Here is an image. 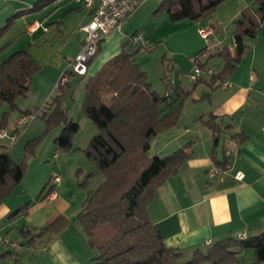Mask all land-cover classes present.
I'll use <instances>...</instances> for the list:
<instances>
[{
  "label": "trees",
  "instance_id": "obj_1",
  "mask_svg": "<svg viewBox=\"0 0 264 264\" xmlns=\"http://www.w3.org/2000/svg\"><path fill=\"white\" fill-rule=\"evenodd\" d=\"M53 1L36 0L32 7L9 17L0 28V105L6 102L11 109L17 108L16 99L27 95L34 73L41 69V63L33 56L30 47L20 48L8 58H3L2 54L10 45V42H2L3 37L17 18L38 11ZM224 1L162 0L158 9L165 11L172 21L188 18L200 21L201 18L213 16ZM253 1L257 5L256 11L243 8L240 17L234 20V51L230 52L225 46L213 54L222 57L225 63L207 81L211 88H214L216 81L227 80L235 71L248 46L245 38L257 36L264 19V0ZM204 51L201 50L193 58L202 67L207 65V61L199 62L200 54ZM202 79H196L191 89H185L178 83L174 87L176 98L171 99L170 94H160L152 89L147 72L136 61V51L125 54L122 51L112 56L88 80L83 110L95 123L98 132L82 149L105 177L88 192L78 219L89 245L97 251L93 256L94 264H233L240 262L241 252L249 247L254 250L253 262L249 264H264V229L257 235L245 238L238 235L211 241L204 247L195 248L191 257L185 259L183 250L166 244L163 233L149 215L148 207L159 187L171 175L178 173L191 155L186 150L188 144L168 155H148L151 141L160 132L177 124L183 111L182 105ZM68 87L67 82L59 83L58 94L46 103V110L41 111L47 126L45 132L62 127L55 142L58 149L63 150L73 147V138L80 130V123L69 115L63 105ZM175 100H180L179 104H175ZM163 104L166 107L163 108ZM8 113L1 115L0 131L7 125ZM201 119L213 132V152L216 154L224 128L214 114ZM41 137L42 134L28 140L25 145L26 158L34 153ZM233 137L237 143H241L248 136L237 132ZM4 148L0 138V204L21 184L27 169L26 162H17ZM86 182L83 181L81 185ZM54 188L55 185L50 186V192ZM48 194L40 198L45 199ZM29 207V202L19 206L9 214V218L27 215ZM68 225L67 216L60 214L39 229L23 227L20 230L27 242L34 243L37 239L46 242L54 239ZM8 255H12L15 262L18 260L16 249L2 251L0 247V259Z\"/></svg>",
  "mask_w": 264,
  "mask_h": 264
},
{
  "label": "crops",
  "instance_id": "obj_2",
  "mask_svg": "<svg viewBox=\"0 0 264 264\" xmlns=\"http://www.w3.org/2000/svg\"><path fill=\"white\" fill-rule=\"evenodd\" d=\"M156 1L158 3L162 2V0ZM66 3L68 2L57 4L53 1L49 4L58 7L59 4ZM49 4L38 11L29 12L19 18L39 15ZM243 8L239 7L232 12L228 22L235 20ZM35 12L39 13L36 14ZM69 13V15H74L76 19V31L74 32H77V41L73 57L66 64L65 62L60 63L61 68H66L60 78V83H68L69 87L66 89V95L74 89V78H84L86 75L91 74L89 80L112 58L111 56L105 57L107 59H102L94 68L93 66L101 50H107L109 52L107 54H110L113 50L112 56L122 51V43L127 41L124 36L126 32L124 27L126 28V25L137 14L135 12L133 16L129 17L121 29L112 30L105 36L98 47L97 53L89 63L88 72L85 75H78L69 70V65L82 48L85 33L81 28L84 23L91 21L93 8H84L76 3ZM50 17L47 20L37 17L28 23L27 27L30 34L40 29L46 33L49 30L48 20ZM215 21H217V24L227 22L214 16L209 22L210 25L206 22L200 27H208L212 33V29L216 28ZM37 24L41 25L36 28ZM245 41L248 46L243 51L242 59L227 79L232 81L233 84L223 87L221 84L215 83L214 88H211L207 81L212 75L208 73L207 77L202 75L201 78L203 79L196 88L201 84L209 86V91L204 92L202 95L204 97L203 101L206 102L205 111L192 115L185 114V101L177 124L160 132L151 141L149 150L154 156L156 154L168 155L186 144H188L186 150L191 154L179 172L171 175L159 187L148 207L149 215L163 233L166 244L183 250L185 259L191 257L195 248L206 246L209 240L216 241L229 236H238L241 233L252 236L257 235L264 229V19L258 28L257 36L254 38L246 37ZM221 42L219 41V44ZM31 44L33 46L34 43ZM217 44L215 43V46ZM29 46L33 56L39 58L34 52V47ZM225 46L230 49V52H233L235 40L232 45L229 43ZM214 53L210 56H213ZM218 57L222 59L219 63L220 71L225 62L222 57ZM205 61H207L206 66L211 67L209 60ZM213 70L217 72L214 68ZM65 72L67 73L65 74ZM45 96L47 95L45 94ZM65 97L63 105L66 107L64 104ZM194 99L197 101V98L194 97ZM47 100L49 101V99ZM21 114H24V112ZM212 114L217 116L224 128L216 154L213 152V132L201 119V117L207 119ZM237 132H243L248 137L243 142L237 143V140L233 137ZM6 146L4 149L7 150ZM7 151L12 155L9 150ZM214 166L226 168V172L211 177L208 172ZM238 170L243 171V179L235 177ZM103 180L104 177L95 187ZM61 182L62 177L59 183H52L55 188L48 195L51 202L58 203V208L53 209V211L48 209L40 216L34 214V207H29L27 215L19 214L12 219L9 218V214L25 201L22 194H13L14 190L0 204V235L7 238L8 231L17 226L18 220L24 222V227L36 230L54 220L60 214L69 216L68 206L72 202L64 206L63 200L60 199V192L56 191ZM95 187H88L84 195L85 199L88 192ZM82 205L81 207L77 205V208H80L79 212ZM2 244L4 246L1 249L2 251L13 249L11 245H6L3 242ZM95 252L96 250L88 243V237L83 227L70 223L54 239L52 238L46 241L45 244L40 245L39 249L32 253V256H29L28 253L22 258L18 256V260L15 262L14 257L8 255L6 257L10 259L9 262L6 257H2L0 264H94L93 256L96 255ZM243 253H246V256L248 255V258H251L250 260L253 262L254 251L245 249L240 256ZM244 262V264H249L248 261Z\"/></svg>",
  "mask_w": 264,
  "mask_h": 264
},
{
  "label": "rangeland",
  "instance_id": "obj_3",
  "mask_svg": "<svg viewBox=\"0 0 264 264\" xmlns=\"http://www.w3.org/2000/svg\"><path fill=\"white\" fill-rule=\"evenodd\" d=\"M35 1L0 0V28L6 24L9 17L20 10L32 7V3ZM141 4L136 11V16L131 19L126 28L124 27V31H126L124 36L128 42H125L122 51H124V54L136 51V61L141 69L147 72L152 89L160 94H170L171 99L176 98L174 87L178 83L186 89L193 87L194 82L190 80V75L195 65L193 58L201 50L205 49L200 54L199 62L208 59L211 68L213 67L219 71V63L222 59L218 56L210 55L229 43L233 44V33L236 29V23L234 20L230 23L228 22L232 12L239 7H248L253 11L257 9V5L253 0H226L221 3V6L219 5V9L215 11L213 16L204 18L200 22L189 18L172 21L165 11L158 9L160 2L145 0ZM75 5V2L59 4L58 7L49 4L42 12L40 11L39 15L17 18L14 21L15 25L3 37V43L10 42L9 47L2 54L3 58H8L11 53L20 50V48L30 47L29 45L32 46L31 43H34L32 47H34V52L39 57L37 60L41 63V69L34 73L27 95L16 99L17 108L11 109L10 104L6 102L0 105V120L1 115L9 111L7 125L4 129L11 135L15 133L13 125L22 112L40 110V115L20 130L16 138L17 141L14 144L10 137L1 139V142L7 145V150L10 151L12 157L17 162H26L27 165L25 178H23L15 191L13 190V194H22L25 199L23 204L29 202L30 207H34V214L36 215L40 216L48 209L53 211V209L58 208V203L51 202L48 196L45 199L40 197L50 192V186L54 183L53 177L58 174L62 177V182L58 185L56 191L60 192V199L63 200L64 206L72 202L68 206L69 216H65L69 219V224L83 227L78 219V210L80 208L77 207H81L88 187H95L105 177L97 165L92 160H89L82 149V147L85 148L88 145L92 135L98 132L95 123L85 115L83 110L86 84L91 74L86 75L84 78L80 77L81 79L79 77L74 78L73 91L67 95L65 93L66 97L64 96L67 100H65L64 104L68 109L69 115L80 123V130L73 138V147L71 149H58L55 138L60 135L62 127L58 126L45 132L47 126L41 115V111L46 107L47 99L52 101L54 96L58 94L59 88H57V85L60 83L64 69H66L61 68L60 63L65 62L66 64L74 55L77 41V32H74L76 31V19L74 15H69V12L72 6ZM49 16H51L48 20L49 30L46 33L40 29L30 34L27 27L28 23L37 17L47 20ZM214 16L221 21L227 22L217 24V21H215L214 25H216V28L212 29L213 31L208 38H204L200 33V28H202L200 26L206 22L210 25L209 22ZM136 31L142 32L143 43L145 44L134 42L129 38ZM219 41L222 42L219 44ZM215 43H218L217 46H215ZM112 51L107 54L109 53L107 50H101L93 67L95 68L98 62L105 57H112ZM207 75V73H203V76L207 77ZM207 91H209V86L201 84L191 93V96L185 102V114L189 113V115H192L205 111L206 102L203 101L204 97L202 95L204 92L207 93ZM194 97L197 98V101ZM200 97L201 99H199ZM179 102L180 100H175V104H179ZM162 107H166V104H163ZM41 134L43 137L37 142L34 153L26 158V143L31 138ZM78 147L81 149H78ZM148 155L152 156L150 150ZM89 173L93 174L88 177ZM85 180H87L86 184L81 185ZM38 203L40 204L36 205ZM23 223V221L18 220L17 226L11 228L7 236L9 240L20 243L16 250L18 251L16 252L17 256L20 258L25 257L27 253L32 256V253H35V250L39 249L40 245L45 244L42 239H37L34 243L27 242L20 230L25 225ZM3 248L4 246L1 244V249ZM247 250L254 251L250 247ZM248 257L246 253H243L240 256V262L233 264H244V261L251 263L252 260ZM6 260L9 262L10 259L6 257Z\"/></svg>",
  "mask_w": 264,
  "mask_h": 264
},
{
  "label": "built area",
  "instance_id": "obj_4",
  "mask_svg": "<svg viewBox=\"0 0 264 264\" xmlns=\"http://www.w3.org/2000/svg\"><path fill=\"white\" fill-rule=\"evenodd\" d=\"M57 4L60 2H75L84 8H93V16L91 21L84 23L82 30L85 33L84 42L81 50L75 56V58L70 62L69 70L78 75H85L88 72L89 63L92 60V57L98 51V47L101 41L109 34L112 30L121 29L124 25V22L131 17L142 5L145 0H54ZM41 24H37L38 28ZM200 33L204 38H208L211 34L210 28L202 27L200 28ZM134 42L143 43V34L142 32H135L129 37ZM145 44V43H143ZM203 73L213 74V68L209 66H201L198 63H195L193 66L190 80L195 81L203 75ZM217 84H221L223 87H228L233 84L230 80L217 81ZM40 110L36 112H28L21 114L20 117L16 120L14 126L15 133L9 134L5 129L0 131V138L10 137L13 144L17 141V136L20 130L25 128L28 124L32 122L37 116L40 115ZM57 155V154H56ZM226 168L214 166L209 169V176L213 177L219 174L226 172ZM237 179H243L244 173L241 170H238L235 173ZM61 181V176L56 174L53 177L54 184H57ZM246 234H239V238H245ZM1 243L4 242L7 245H11L12 248L17 249L19 243L17 241L9 240L0 235ZM209 240L207 243L209 244Z\"/></svg>",
  "mask_w": 264,
  "mask_h": 264
}]
</instances>
